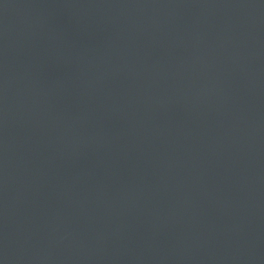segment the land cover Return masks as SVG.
Wrapping results in <instances>:
<instances>
[{"label":"water","instance_id":"95a60500","mask_svg":"<svg viewBox=\"0 0 264 264\" xmlns=\"http://www.w3.org/2000/svg\"><path fill=\"white\" fill-rule=\"evenodd\" d=\"M2 264H264V0H0Z\"/></svg>","mask_w":264,"mask_h":264},{"label":"snow or ice","instance_id":"6c2138e0","mask_svg":"<svg viewBox=\"0 0 264 264\" xmlns=\"http://www.w3.org/2000/svg\"><path fill=\"white\" fill-rule=\"evenodd\" d=\"M0 264H2V262H0Z\"/></svg>","mask_w":264,"mask_h":264}]
</instances>
